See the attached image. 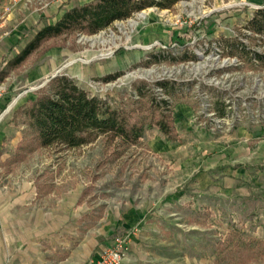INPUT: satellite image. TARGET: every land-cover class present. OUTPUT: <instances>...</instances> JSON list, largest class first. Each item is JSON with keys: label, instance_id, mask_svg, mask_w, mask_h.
Here are the masks:
<instances>
[{"label": "rangeland", "instance_id": "obj_1", "mask_svg": "<svg viewBox=\"0 0 264 264\" xmlns=\"http://www.w3.org/2000/svg\"><path fill=\"white\" fill-rule=\"evenodd\" d=\"M53 1L26 5L42 13ZM68 2L80 8L85 0ZM262 9L264 0H183L171 10H144L93 36L46 43L0 82V191L17 197L31 186L46 196L84 187L80 203L90 210L88 236L107 219L138 216L136 229H115L99 238L97 248L137 235L135 264H227L220 254L225 244L234 249L236 243L243 248L264 242V69L249 67L220 46L237 41L264 53V42H251L246 30ZM52 22L25 32L0 70ZM54 76L72 79L119 111L144 108L140 88L157 103H173L157 84L175 85L177 140L167 141L152 126L134 146L101 136L77 150H39L13 163L27 131L16 113ZM111 76L117 77L106 82ZM246 264H264V253Z\"/></svg>", "mask_w": 264, "mask_h": 264}, {"label": "trees", "instance_id": "obj_2", "mask_svg": "<svg viewBox=\"0 0 264 264\" xmlns=\"http://www.w3.org/2000/svg\"><path fill=\"white\" fill-rule=\"evenodd\" d=\"M181 1L183 0H96L74 8L55 24L45 25L20 53L10 59L0 70V82L19 70L50 41L73 34L93 36L144 10H171ZM246 30L250 34L248 40L264 42V9L254 14L247 23ZM222 42L224 46L221 43L220 46L228 51L230 57H238L249 67L256 65L264 69V53L254 52L237 41ZM116 77H108L106 82H111ZM157 87L173 103L165 100L157 103L155 99H149L144 89L140 88L136 92L140 100L145 102L144 108L119 111L90 96L66 76L50 80L39 91L36 100L29 101L16 113V116L22 118L27 131L13 163L20 162L39 150H77L95 143L101 136L119 139L123 145L134 146L143 137L144 129L152 126L157 127L167 141H176L173 111L179 101L178 89L166 82H159ZM219 117H225L223 110ZM229 240L234 242L232 235ZM257 253H264V242H250L243 248L236 243L234 249H229L227 243L220 249L222 261L228 262L227 264H246Z\"/></svg>", "mask_w": 264, "mask_h": 264}, {"label": "crops", "instance_id": "obj_3", "mask_svg": "<svg viewBox=\"0 0 264 264\" xmlns=\"http://www.w3.org/2000/svg\"><path fill=\"white\" fill-rule=\"evenodd\" d=\"M89 2L92 0H85L79 7ZM73 4L54 0L47 10L39 13L25 3L0 0V66L25 32L41 27L46 19L54 20L48 25L55 24L76 8ZM156 146H161V142ZM24 189L17 197H8L0 191V264H95L100 254L97 252L100 237L108 238L120 227L134 230L140 221L134 214L126 220L107 219L95 234L88 236L84 224L90 210L84 202L80 203L84 187L76 185L46 196H39L31 186ZM136 236L131 235L124 264L136 263Z\"/></svg>", "mask_w": 264, "mask_h": 264}, {"label": "built area", "instance_id": "obj_4", "mask_svg": "<svg viewBox=\"0 0 264 264\" xmlns=\"http://www.w3.org/2000/svg\"><path fill=\"white\" fill-rule=\"evenodd\" d=\"M33 0H12L14 4H31ZM45 2V0H43ZM46 6V5H45ZM131 235L117 238L111 247L104 249L99 254V259L95 264H124L130 251Z\"/></svg>", "mask_w": 264, "mask_h": 264}, {"label": "water", "instance_id": "obj_5", "mask_svg": "<svg viewBox=\"0 0 264 264\" xmlns=\"http://www.w3.org/2000/svg\"><path fill=\"white\" fill-rule=\"evenodd\" d=\"M56 77H57V76H54L52 79H54V78H56ZM44 86H45V85H44ZM44 86H43V87H44Z\"/></svg>", "mask_w": 264, "mask_h": 264}]
</instances>
